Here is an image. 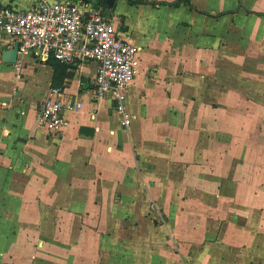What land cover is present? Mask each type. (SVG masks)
Returning a JSON list of instances; mask_svg holds the SVG:
<instances>
[{
	"label": "crops",
	"instance_id": "0c3cea01",
	"mask_svg": "<svg viewBox=\"0 0 264 264\" xmlns=\"http://www.w3.org/2000/svg\"><path fill=\"white\" fill-rule=\"evenodd\" d=\"M151 1L106 9L139 46L122 103L95 96V61L66 64L82 107L58 132L38 110L55 68L3 62L0 31V264H264V0Z\"/></svg>",
	"mask_w": 264,
	"mask_h": 264
},
{
	"label": "built area",
	"instance_id": "2783aa9c",
	"mask_svg": "<svg viewBox=\"0 0 264 264\" xmlns=\"http://www.w3.org/2000/svg\"><path fill=\"white\" fill-rule=\"evenodd\" d=\"M0 31L19 43L17 70L25 56L42 60L54 57L65 64L95 61L96 97L114 94L122 103V91L137 74L136 58L139 46L131 38L120 35L114 18L102 6L88 4L82 11L68 1L37 0L29 8L0 6ZM64 87L53 86L48 96L39 102V124L52 132L60 131L67 123L65 112L82 107L77 99H64ZM123 112V106H121ZM124 113V112H123ZM130 118L124 114L122 124Z\"/></svg>",
	"mask_w": 264,
	"mask_h": 264
},
{
	"label": "trees",
	"instance_id": "16d2710c",
	"mask_svg": "<svg viewBox=\"0 0 264 264\" xmlns=\"http://www.w3.org/2000/svg\"><path fill=\"white\" fill-rule=\"evenodd\" d=\"M128 2L131 4H140V3L157 4L155 1H151V0H128ZM94 4L97 7L102 6L105 9L108 8L106 6V0H95ZM164 4H168L171 6H180L182 4H185V5L190 6L191 8H194L193 5L191 4L190 0H175L172 2L164 3ZM47 62L50 63L51 65H53V67L55 68V74H54V78H53L52 87L53 86H63L62 80H63L64 75L66 74L65 71H66L68 65L60 62L59 60L55 59L54 57H50L47 60Z\"/></svg>",
	"mask_w": 264,
	"mask_h": 264
},
{
	"label": "water",
	"instance_id": "95a60500",
	"mask_svg": "<svg viewBox=\"0 0 264 264\" xmlns=\"http://www.w3.org/2000/svg\"><path fill=\"white\" fill-rule=\"evenodd\" d=\"M115 0H106V6L112 8ZM19 43L15 42L14 46L7 48L2 52V61L9 64H14L18 60Z\"/></svg>",
	"mask_w": 264,
	"mask_h": 264
},
{
	"label": "rangeland",
	"instance_id": "374dc122",
	"mask_svg": "<svg viewBox=\"0 0 264 264\" xmlns=\"http://www.w3.org/2000/svg\"><path fill=\"white\" fill-rule=\"evenodd\" d=\"M92 2H95V0H91ZM85 95V94H84ZM158 210V209H157ZM155 216L157 217V219H159V220H161V221H165V218H164V216H163V214L162 213H160L159 211L157 212V214H154V216L152 217V218H154L155 219ZM223 221H225V220H223ZM241 232H243V231H241ZM34 247V246H33ZM36 251H38V250H36ZM1 256H3V255H1ZM30 259H31V261H30V263L33 261L34 263H35V261L37 260V253H34V254H31L30 255V257H29ZM36 259V260H35Z\"/></svg>",
	"mask_w": 264,
	"mask_h": 264
}]
</instances>
